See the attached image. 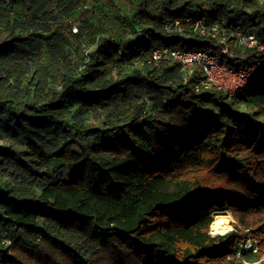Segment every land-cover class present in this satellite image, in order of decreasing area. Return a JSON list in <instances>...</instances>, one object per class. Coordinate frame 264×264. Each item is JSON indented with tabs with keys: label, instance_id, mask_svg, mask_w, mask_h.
<instances>
[{
	"label": "trees",
	"instance_id": "16d2710c",
	"mask_svg": "<svg viewBox=\"0 0 264 264\" xmlns=\"http://www.w3.org/2000/svg\"><path fill=\"white\" fill-rule=\"evenodd\" d=\"M100 1L0 0L26 6L0 20V264H264V71L229 99L196 91V66L147 60L218 53L189 17L264 42V0ZM38 39L47 55L26 49ZM225 210L235 230L212 235Z\"/></svg>",
	"mask_w": 264,
	"mask_h": 264
},
{
	"label": "built area",
	"instance_id": "2783aa9c",
	"mask_svg": "<svg viewBox=\"0 0 264 264\" xmlns=\"http://www.w3.org/2000/svg\"><path fill=\"white\" fill-rule=\"evenodd\" d=\"M186 22L193 23L196 34L209 37L220 46L218 53L161 47L152 52L147 59L148 63L159 66L162 62L176 60L181 63L182 70L188 69L190 75L194 72L192 67L200 68L203 78L197 83L196 91L220 90L229 99L244 91H250L256 79L264 71V42L256 33L247 30L244 25L231 29L225 20L211 26L205 25L201 19L191 17L186 19ZM179 24V20L175 22V26ZM71 26L76 33L77 23L71 21ZM248 51L255 52L258 57L249 59L250 62L247 64L245 61ZM230 60L233 61L229 62ZM250 243L257 245V241L253 243L250 240Z\"/></svg>",
	"mask_w": 264,
	"mask_h": 264
},
{
	"label": "rangeland",
	"instance_id": "374dc122",
	"mask_svg": "<svg viewBox=\"0 0 264 264\" xmlns=\"http://www.w3.org/2000/svg\"><path fill=\"white\" fill-rule=\"evenodd\" d=\"M107 2H109V1L104 0V1H100V3H98V2L97 3H98L99 7H103L106 9L104 4ZM7 17L16 18V19L26 18V6L23 3H18L16 5H11L8 3L4 4L2 7H0V20H4ZM72 20H74V19H72ZM70 21L71 20L67 19L66 21H64L62 23V29L60 30L61 36L68 37L70 35V32H69ZM47 43H48L47 39H38L34 45L26 46V49L29 52L34 51V50H38V52H41L42 54L47 55V48H46ZM245 93L246 92L244 91L242 93V95H245ZM238 111L248 112V109H246V107H244V106H240V107H238ZM103 121H104L103 112L101 110H96V109H92L88 113L83 114V115L80 114L75 109H73L71 115L69 116V122L70 123L79 122V123H82V125H84V126L89 125V126L101 127L103 124ZM12 145H13V143L10 139H7V138L0 139V147H10ZM53 167H54V165H51L50 172L53 170ZM1 182L6 183V188H8L9 183H10L8 180L2 179ZM228 214H230L233 218V221L231 222L233 230H231V231H234L236 220L229 210L215 212L213 214V217H215L216 215H228ZM211 234H212V231H211ZM257 245L254 246L252 243H250V240L248 239V241L246 242L245 245H241V248H244L246 251L255 252L257 250V247H258ZM239 257H240V254H238L236 256V258H239ZM244 263H245V261H244ZM260 263H261V261H259L257 263H245V264H260Z\"/></svg>",
	"mask_w": 264,
	"mask_h": 264
},
{
	"label": "bare ground",
	"instance_id": "6f19581e",
	"mask_svg": "<svg viewBox=\"0 0 264 264\" xmlns=\"http://www.w3.org/2000/svg\"><path fill=\"white\" fill-rule=\"evenodd\" d=\"M233 218L230 214L228 215H216L214 217V222L211 226V231L213 235H225L231 230H233L231 222Z\"/></svg>",
	"mask_w": 264,
	"mask_h": 264
}]
</instances>
